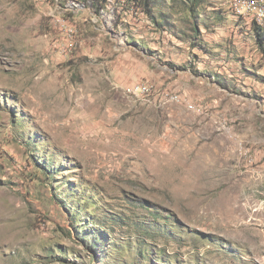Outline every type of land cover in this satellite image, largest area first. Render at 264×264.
<instances>
[{
    "label": "rangeland",
    "instance_id": "obj_1",
    "mask_svg": "<svg viewBox=\"0 0 264 264\" xmlns=\"http://www.w3.org/2000/svg\"><path fill=\"white\" fill-rule=\"evenodd\" d=\"M141 1L0 0V264H264L252 23Z\"/></svg>",
    "mask_w": 264,
    "mask_h": 264
},
{
    "label": "built area",
    "instance_id": "obj_2",
    "mask_svg": "<svg viewBox=\"0 0 264 264\" xmlns=\"http://www.w3.org/2000/svg\"><path fill=\"white\" fill-rule=\"evenodd\" d=\"M224 3L229 7L235 17L239 19L249 20V23H254L258 27L264 29V0H224ZM128 92L133 96H140L147 101L152 97L151 89L146 84H140L128 89ZM176 94L163 93L155 102L159 103H179L181 101ZM187 108H191L189 102L184 101Z\"/></svg>",
    "mask_w": 264,
    "mask_h": 264
},
{
    "label": "trees",
    "instance_id": "obj_3",
    "mask_svg": "<svg viewBox=\"0 0 264 264\" xmlns=\"http://www.w3.org/2000/svg\"><path fill=\"white\" fill-rule=\"evenodd\" d=\"M77 1L85 3L88 0H77ZM92 1L96 2V0H92ZM139 3H140V6L142 8H145L146 10H148V13H149L148 15L151 16V13L149 12V8H150L149 1L148 0H143V1L139 2ZM252 31L254 33L257 46H258L260 52L264 56V29L258 27L254 23H252Z\"/></svg>",
    "mask_w": 264,
    "mask_h": 264
}]
</instances>
